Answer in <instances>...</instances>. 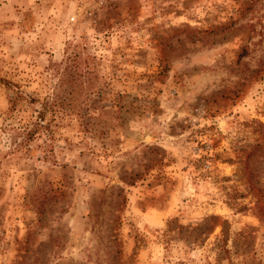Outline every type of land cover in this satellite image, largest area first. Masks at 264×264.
<instances>
[{"label": "rangeland", "instance_id": "rangeland-1", "mask_svg": "<svg viewBox=\"0 0 264 264\" xmlns=\"http://www.w3.org/2000/svg\"><path fill=\"white\" fill-rule=\"evenodd\" d=\"M0 264H264V0H0Z\"/></svg>", "mask_w": 264, "mask_h": 264}, {"label": "trees", "instance_id": "trees-1", "mask_svg": "<svg viewBox=\"0 0 264 264\" xmlns=\"http://www.w3.org/2000/svg\"><path fill=\"white\" fill-rule=\"evenodd\" d=\"M68 77L63 79V82H64V85H63L64 88L63 89H65V85L74 84L73 78H70L71 75L68 76ZM16 93L19 94L18 90H16ZM10 102H11V104H15L16 103V98L11 99ZM53 102L54 101H52V103H49V104L41 105L42 106L41 108H42L43 111L41 110V108L34 111V114L32 115V118L30 119V121H31V124H34L39 130H41V129L48 130L49 127L51 125H53V124H51V121H54V118L51 117L50 121L47 122V125L44 126V116H45L46 112H48V111L54 112L55 111Z\"/></svg>", "mask_w": 264, "mask_h": 264}]
</instances>
